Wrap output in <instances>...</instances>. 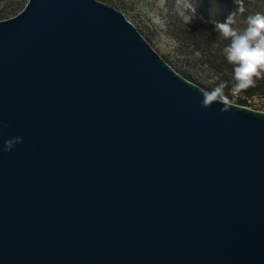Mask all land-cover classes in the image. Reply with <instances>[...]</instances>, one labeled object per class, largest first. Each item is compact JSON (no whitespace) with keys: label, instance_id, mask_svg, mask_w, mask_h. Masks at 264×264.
<instances>
[{"label":"water","instance_id":"obj_1","mask_svg":"<svg viewBox=\"0 0 264 264\" xmlns=\"http://www.w3.org/2000/svg\"><path fill=\"white\" fill-rule=\"evenodd\" d=\"M202 91L97 0L0 21V264H264V112Z\"/></svg>","mask_w":264,"mask_h":264},{"label":"rangeland","instance_id":"obj_2","mask_svg":"<svg viewBox=\"0 0 264 264\" xmlns=\"http://www.w3.org/2000/svg\"><path fill=\"white\" fill-rule=\"evenodd\" d=\"M28 0H0V21L16 16ZM123 14L151 48L179 75L211 91L221 81L225 83L227 102L244 107L245 97L264 94V75L256 78L255 86L232 94V66L222 54L229 41L214 31L210 22L196 19L186 22L190 0H97ZM198 17L224 22L236 13L234 28L246 27V18L264 13V0H242L238 11L235 0H193ZM253 90V91H252ZM249 91H251L249 93Z\"/></svg>","mask_w":264,"mask_h":264},{"label":"clouds","instance_id":"obj_3","mask_svg":"<svg viewBox=\"0 0 264 264\" xmlns=\"http://www.w3.org/2000/svg\"><path fill=\"white\" fill-rule=\"evenodd\" d=\"M238 5V11H243L242 0H235ZM186 15V22L189 24L196 19L202 22H210L214 25V31L219 36L229 41L222 49V54L227 63L232 66V94H239L242 90L255 86L256 78L264 75V13H255L246 18V27L243 29L234 28L236 23V13L230 14L224 22L215 19L203 21L198 17L196 5L190 0ZM225 83L221 81L211 91H202L203 99L201 105L205 108L214 103L224 105L222 112L229 110L227 98L224 94ZM23 139L20 136L10 138L4 143V151L10 152L17 144H22Z\"/></svg>","mask_w":264,"mask_h":264},{"label":"built area","instance_id":"obj_4","mask_svg":"<svg viewBox=\"0 0 264 264\" xmlns=\"http://www.w3.org/2000/svg\"><path fill=\"white\" fill-rule=\"evenodd\" d=\"M245 100L246 104L244 107L258 112H264V94L247 96Z\"/></svg>","mask_w":264,"mask_h":264},{"label":"trees","instance_id":"obj_5","mask_svg":"<svg viewBox=\"0 0 264 264\" xmlns=\"http://www.w3.org/2000/svg\"><path fill=\"white\" fill-rule=\"evenodd\" d=\"M184 78L186 79V80H188V81H190V82H193V81H191V79L189 78V77H185L184 76ZM200 88H202V87H200ZM253 91V90H252ZM251 91H249V93H250ZM250 96H252V95H250ZM228 101V100H227ZM242 103H244V106H245V104H246V100L244 99V100H242L241 101Z\"/></svg>","mask_w":264,"mask_h":264}]
</instances>
